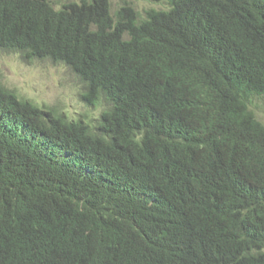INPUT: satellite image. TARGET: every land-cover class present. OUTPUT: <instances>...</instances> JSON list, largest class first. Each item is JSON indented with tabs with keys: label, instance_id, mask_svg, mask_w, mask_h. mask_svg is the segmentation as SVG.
<instances>
[{
	"label": "trees",
	"instance_id": "1",
	"mask_svg": "<svg viewBox=\"0 0 264 264\" xmlns=\"http://www.w3.org/2000/svg\"><path fill=\"white\" fill-rule=\"evenodd\" d=\"M0 0V50L96 115L0 82V264H264V0Z\"/></svg>",
	"mask_w": 264,
	"mask_h": 264
},
{
	"label": "rangeland",
	"instance_id": "2",
	"mask_svg": "<svg viewBox=\"0 0 264 264\" xmlns=\"http://www.w3.org/2000/svg\"><path fill=\"white\" fill-rule=\"evenodd\" d=\"M56 3L63 0H53ZM124 0H109L112 7ZM138 11L147 7L165 8L164 3L148 0H127ZM0 82L14 90L19 96L37 103H45L69 115L87 113L96 115V106L86 104L80 97L81 86L62 64H52L49 60L24 61L17 53L0 50ZM252 109L264 124V96L254 98Z\"/></svg>",
	"mask_w": 264,
	"mask_h": 264
}]
</instances>
